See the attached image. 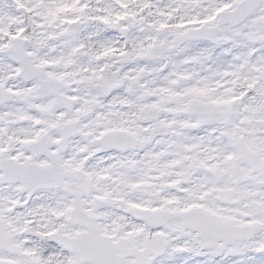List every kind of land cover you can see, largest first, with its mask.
I'll use <instances>...</instances> for the list:
<instances>
[{
  "label": "snow or ice",
  "instance_id": "6c2138e0",
  "mask_svg": "<svg viewBox=\"0 0 264 264\" xmlns=\"http://www.w3.org/2000/svg\"><path fill=\"white\" fill-rule=\"evenodd\" d=\"M0 264H264V0H0Z\"/></svg>",
  "mask_w": 264,
  "mask_h": 264
}]
</instances>
